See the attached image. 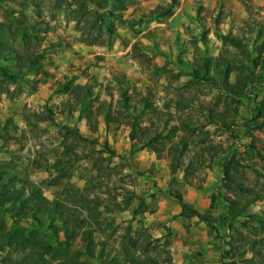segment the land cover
Here are the masks:
<instances>
[{
    "label": "rangeland",
    "instance_id": "374dc122",
    "mask_svg": "<svg viewBox=\"0 0 264 264\" xmlns=\"http://www.w3.org/2000/svg\"><path fill=\"white\" fill-rule=\"evenodd\" d=\"M100 1L0 0V171L34 183L50 201L82 210L95 232L89 241L76 236L71 250L83 252L87 264L123 263L127 254L154 264H264V0H123L122 12L113 3L96 10ZM155 9L163 12L141 20ZM65 38L128 47L123 58L137 69L140 85L121 71L87 74L86 63L69 69L88 76L99 101L110 93L119 98L113 77L125 74L129 89L156 107L141 127L158 135L153 145L161 153L130 142L127 127L91 132L80 107L70 110L59 90L66 78H76L48 70ZM204 63L209 81L190 77L193 70L202 73ZM236 82L242 94L231 92ZM180 141L184 155L171 173L167 149ZM169 192L211 215L217 232L206 227L217 238V260L197 247L175 261L150 238L143 213L159 198L177 203ZM25 221L13 224L0 208V264L23 256L9 233L17 225L32 229Z\"/></svg>",
    "mask_w": 264,
    "mask_h": 264
},
{
    "label": "trees",
    "instance_id": "16d2710c",
    "mask_svg": "<svg viewBox=\"0 0 264 264\" xmlns=\"http://www.w3.org/2000/svg\"><path fill=\"white\" fill-rule=\"evenodd\" d=\"M110 3H113V8L120 12L127 9V4L123 0H103L96 5V10H105ZM83 9H86L85 5ZM162 12L163 10L158 11L155 9L147 15L143 14L141 20L154 19ZM93 24L89 25L94 28ZM106 30L110 33L109 29ZM233 43L239 46V41L236 39L233 40ZM20 58L24 60L22 56L17 58V60ZM26 61L28 66H32L36 63V56L33 58L28 57ZM208 71L209 64L204 63L203 72L199 73L197 70H193L190 73V77L209 81L206 76ZM2 74L8 79H13L15 76L14 73L9 74L4 70ZM224 74L226 76L228 72L225 71ZM125 79L126 76L123 73L113 77L115 87L111 88L120 92L119 98L115 101L112 99V93L108 95L110 99L105 98L99 101L90 84H76L73 78H66L59 92L68 96L66 104L68 105L67 101L70 102L68 105L70 110L75 111L78 106L80 107L78 113L84 118L90 131L95 132L98 129L99 118L102 117L106 130L110 126L117 128L121 126L127 127L129 128L128 139L130 142L135 141L141 148H151L156 154L161 153V149H157L153 145V141L158 138V135L150 136L146 125L141 127L143 115L156 112V107L147 97L140 95L134 89L130 90L128 84L125 83ZM240 84L236 82L235 85H230L231 92L242 94L238 90L241 87ZM248 85L249 82L244 83L242 87L245 88ZM94 103H98L96 108L93 106ZM178 104L181 103H176V105ZM262 106L264 108V100L262 101ZM49 117L47 116V118ZM173 129H176V126ZM179 143H173L167 149V156L172 158L171 173L178 168L179 159L184 155L185 144L182 141ZM169 194L177 200L181 208L179 216L185 218L195 217L217 232L211 215L203 214L189 206L183 201L180 192H169ZM0 208L10 214L13 224L19 222L22 224L29 219L31 222L30 226H32V229H27L24 226L17 225L10 230L9 239L11 245L15 250L22 252L23 256L17 261L6 259L3 261L4 264H87L80 259L84 254L83 252L71 250V241L76 236H79L83 241H89L95 232L90 230L91 224L88 219L82 217L81 209L75 211L64 203L48 200L34 183L22 178L7 176L5 170L0 171ZM56 221L59 222V225L55 224ZM74 226L78 228L85 227L87 231L78 232L73 228ZM225 226L228 227V223L225 222ZM48 230H50L52 236L47 239ZM60 234L62 235V240L59 239ZM86 256L92 257L93 252L89 249ZM123 261V263L117 264H154L148 258H145L144 262H140V260L129 254Z\"/></svg>",
    "mask_w": 264,
    "mask_h": 264
},
{
    "label": "crops",
    "instance_id": "0c3cea01",
    "mask_svg": "<svg viewBox=\"0 0 264 264\" xmlns=\"http://www.w3.org/2000/svg\"><path fill=\"white\" fill-rule=\"evenodd\" d=\"M117 34H121L122 37H131L130 31L127 30H124V32L118 30ZM57 47L60 49V52L53 59L54 65H49L48 70L53 72L56 70L55 67H57V70H60L63 74L75 77L76 84L85 85L88 76L81 75V73L78 75L79 77H76V74L79 72L69 69L71 63L77 65L86 63L87 74L95 71L100 74H105L109 71H121L126 74L131 82L134 81L137 83L136 85L141 84L137 79V69L136 71L132 70L131 60L128 58L126 61L123 58L128 52V47L124 48L122 42L116 41L111 45L104 46H88L72 43L68 38H65V40L57 44ZM135 76L136 79H134ZM105 129L103 118L100 117L97 130L105 133ZM198 208L195 206L194 209L199 211L200 209ZM154 210L143 213L145 222H143V225L149 233L150 238L164 244L167 252L171 254L175 261L179 259V256L186 254L189 249L191 251L197 247H204L209 256L213 260H217V238L209 231L208 226L204 222L192 217L185 218L179 216L181 208L178 202L176 203L174 200H169L165 197L157 200ZM175 217L183 218V220ZM207 244H211V246H206Z\"/></svg>",
    "mask_w": 264,
    "mask_h": 264
}]
</instances>
